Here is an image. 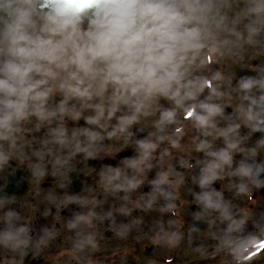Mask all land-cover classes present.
<instances>
[{
  "label": "rangeland",
  "instance_id": "1",
  "mask_svg": "<svg viewBox=\"0 0 264 264\" xmlns=\"http://www.w3.org/2000/svg\"><path fill=\"white\" fill-rule=\"evenodd\" d=\"M212 4L215 11V20L212 27L216 30L217 50L209 53L207 49H202V55L194 58L192 65H190L191 75L187 79L207 80L209 82L207 87L202 88L197 93L194 100L182 99L183 89L177 97L155 94L145 100L143 106L137 111L135 104L125 103L122 98L117 99L120 93L111 84L97 82L89 89V95L79 96L61 90L56 83H51L49 85L50 91L41 105L40 112L37 113L30 106L26 110V114L13 124V132H10L9 139L7 140L6 137L4 138L6 141L0 143V150L1 147H6L8 141L10 147L16 150V153L20 152V155H24L25 132H29V139H40V145L38 147L34 146V153L38 155L49 151L54 155L55 161L51 162L42 157L45 161V168L57 175L58 183H63L65 186L70 184L66 171L76 164V161L67 154L70 147H75V150L83 149V147L89 148L88 154L96 157L98 163L93 168L85 165L82 179L83 181L91 180L94 175L97 176V179L93 183L91 191H83L80 195L77 194L75 199L79 202L80 207L86 201H89L94 209L95 219H101L102 208L106 205L108 198L105 193L107 180L103 171V159L106 153L123 149L126 146L144 143L146 144L144 155H142L140 148H137V154L135 152L136 159L140 162H149L150 169L158 171L157 174L151 176L152 182L155 183L154 188L150 187L144 177H141L144 185L138 182L136 183L139 185L138 187H135V185L130 186L129 176L125 174L127 188L131 191L136 189L140 198H137L136 192L135 194L126 192L123 189L124 184L119 185L117 183L116 191L112 192V199L121 198V196L126 198L135 196L136 201L135 206L129 209V214L125 213L126 217L131 215L132 218L127 219L126 222L120 220L122 225L118 228L114 226L116 233L112 236V247H115L113 244L116 240H120L121 242L118 245H122L121 250H114L111 257L103 256L107 248H105L106 243L101 239L107 227L95 220H90V230L93 237H87L85 240L93 241V243L88 253L83 256L84 259L79 257L81 253L79 245L77 251L70 246L72 252L75 250V253L72 254L59 253L60 251H70L68 249L46 253L43 256V258L45 257L44 262H53V264H114V262H120V264H178L172 260L173 254L167 255L169 262L160 261L168 249L171 253L167 234L156 241V246L151 252L143 250L141 245L153 242L156 233L148 234V232L152 231L156 224L160 222L162 225L171 224L172 215L168 212V197L171 195L168 184L170 167L173 169L176 162L182 163L190 156L198 157V151L202 147H206V145L203 146L204 142L199 141L205 131L200 130L201 124L195 119L190 106L207 104L215 107L217 104L219 110L213 112L214 116L216 114L217 116L220 115L222 107H233L234 112L236 111L231 121L236 129L232 133L234 137L236 134H241L244 130L251 128L253 124H264V108L258 110V105L264 100V0H212ZM202 59L205 61L204 63H201ZM243 82H251L247 90L241 88ZM215 92H217V95L214 101ZM252 106L254 107L251 108ZM195 111L207 116L205 123L210 120L211 116L208 115L206 109L196 107ZM168 112H171L172 115L165 118L164 114ZM133 116H135V119H131ZM181 123H183L181 127L184 126L189 130L177 141L174 149L187 155L172 158L168 156L166 151L167 137L171 127L176 128ZM222 123L224 124V120ZM0 132H4V130L0 129ZM195 134L196 136H194ZM221 135L224 138L227 136V131L223 130ZM191 140H194V143H191ZM248 147L249 149L237 148L234 150L233 154H238L237 165L242 161L246 162L248 155L251 154V147ZM150 151L156 152L153 157L147 158L146 154ZM262 151L264 152V150ZM6 156L10 157V153H7ZM155 157L156 161H154ZM257 159H261L260 154ZM37 165L41 166L39 163ZM39 169L34 168L37 173L39 171L36 170ZM140 172L143 171L140 169ZM190 172L184 176V181ZM201 175L198 169L195 170L189 175V182H194ZM215 175L216 172L210 173L208 179L213 178ZM241 182L242 179H238L229 183V180L225 179L227 184L217 194L221 198L229 196L230 199H240L238 201L240 202L246 195L247 189H249V183ZM241 185H246V190L241 191ZM145 187L148 189L147 193L143 192ZM233 187L237 188L234 189ZM47 190L49 194L53 193L51 190ZM45 198L48 202L46 203L47 206L52 204L50 198ZM56 198L58 199L57 196ZM141 202L144 203L142 207ZM162 203L165 204L164 207L161 205ZM253 203L254 210L259 211L258 217L254 216V212L247 205L242 207L240 214L247 208L244 212L247 217L244 218L246 223L255 229L254 220H264V201L259 203L254 201ZM115 209L116 211L124 210L123 203H120ZM144 209H148V213H145ZM187 214L188 211L186 210L184 215ZM216 228L223 230V223H219ZM213 229V227L209 228V230ZM85 230L86 228L82 224L79 230L74 233L75 238H72V241L81 240ZM139 233L147 235L143 238V241L141 239L139 241L134 240V246L138 243L141 245L136 251L131 250L129 242H126L125 245L124 241L137 237ZM3 235L4 238L1 242L3 247L0 248L1 260L19 261L18 254H10L9 257H6V244L11 245V250L15 249V243L11 239L13 231L4 229ZM200 240L203 239L200 238ZM209 240L211 239L209 238ZM72 241L68 244L63 242L61 247H69L67 246L69 244L73 245ZM219 242L220 239L214 240L213 249L218 248ZM186 246L190 245L186 244ZM206 246L204 245L195 254L203 252L204 256L209 255ZM98 257L101 258L98 259ZM191 258L194 257L191 255ZM116 259L118 260L116 261ZM190 261L194 263L192 259ZM219 262L214 260L208 264Z\"/></svg>",
  "mask_w": 264,
  "mask_h": 264
},
{
  "label": "clouds",
  "instance_id": "2",
  "mask_svg": "<svg viewBox=\"0 0 264 264\" xmlns=\"http://www.w3.org/2000/svg\"><path fill=\"white\" fill-rule=\"evenodd\" d=\"M214 20L212 0H0V129L10 132L30 106L39 113L51 83L79 96L97 82L111 84L137 111L155 94L177 97L183 89L181 98L194 100L209 82L187 77L202 49L217 50ZM190 107L201 125L207 116L196 107L219 110ZM237 173L264 188V165L242 161ZM197 202L226 224L218 245L223 264H264V220L254 229L214 192Z\"/></svg>",
  "mask_w": 264,
  "mask_h": 264
},
{
  "label": "flooded vegetation",
  "instance_id": "3",
  "mask_svg": "<svg viewBox=\"0 0 264 264\" xmlns=\"http://www.w3.org/2000/svg\"><path fill=\"white\" fill-rule=\"evenodd\" d=\"M215 107L217 108V104ZM262 108H264V100L258 105L259 111ZM235 114L236 111L234 112L233 107H222L219 116L217 114L214 116L213 113L208 114L211 116L210 120L201 125L200 130L202 129L205 133L199 138V141L204 142L203 146L206 145V147H202L198 151V157L190 156L182 163L176 162L173 169L170 167L168 171V184L171 193L170 197H168V212L172 215L171 224L162 225L161 222L156 224L152 231L148 232V234L156 233L155 239L150 244L143 243L141 245L138 243L139 245H133L134 240L139 241L141 239L143 241V238L147 235H142L141 233L137 234L135 238L124 241V244L129 242L131 250L136 251L141 245L143 250L151 252L156 246V241L167 234L171 253L168 249L160 261L169 262L167 255L173 254L172 260L178 264H208L214 260L220 261L215 264H223L222 253L218 251V248L213 249V247L214 240L220 239L223 234L222 229L216 228L217 225L223 223L225 228L226 224L218 219V213L204 209L202 203L197 202V197L205 192L218 193L227 184L225 179H228L229 183L242 179L241 183H249V189H247L242 201L238 202L240 199H230L231 197L229 196L227 198L219 196L220 202L226 204L237 218H244L247 217L244 213L247 208L240 214L243 206L247 205L254 212V216L258 217L259 211L254 210L253 202L264 201V188L253 186L245 178L238 175V154H233L237 148L249 149L248 146H250L252 152L248 155L246 162L264 165V152L262 151L264 150V124H253L251 128L244 130L243 133L236 134L235 138L232 133L236 129L231 123ZM223 120L224 124L222 123ZM181 125L176 128L171 127L168 134L166 151L168 156L172 158L187 155L174 149L177 141L189 130V128L181 127ZM223 130L227 131V136L224 138L221 135ZM10 132H13V127ZM10 132H0V143H4L6 141L4 138L6 137L7 140L9 139ZM28 136L29 132L26 131L24 134V155H20V152L16 153V150L10 147L8 141L5 145L6 147H1L0 150V248L3 247L1 242L4 238V229L12 230L13 236L11 239L15 243V249L11 250V245L6 244V257H9L10 254H18L20 259L19 261H2L0 258V264H53V262H44L45 257L43 258V256L46 253L68 249L70 251H60L59 253L72 254L75 253V250L77 251V246L79 245L81 248V256L79 257L84 259L83 256L88 253L93 243V241L85 240L87 237H93L90 230V220H95L97 223L107 227L101 239V241L106 243L105 248H107L103 256L111 257L114 250H121L122 245H118L121 242L120 240H116L113 244L115 247H112V236L116 233L114 226L118 228L122 225V222L132 218L131 215L126 217L125 213L129 214V209L135 206L136 201L135 196H130L129 198L121 196V198L112 199V192L116 191L117 183L119 185L124 184L123 189L126 192H131L132 194L136 192L137 198H140L136 189L131 191L127 188L125 174L129 176L130 186L135 185V187H138L139 185L136 184L138 182L144 185L141 181V177H144L150 187L154 188L155 183L152 182L151 176L157 174L158 171L150 169L149 162H140L136 159V145L126 146L123 149L111 151L112 153H106L103 159V171L107 180L105 193L108 198L106 205L102 208L101 219H95L92 204L86 201L80 207L79 202L75 198L77 194L80 195L83 191H91L97 176L94 175L91 180L83 181L84 167L87 165L93 168L98 163V159L88 154L89 148L87 147L77 150H75V147H70V151L67 154L76 161V164L67 169L66 173L70 184L65 186L63 183H58L57 175L45 168L44 159L50 162L55 161L54 155L49 151L36 155L34 146L38 147L41 140L29 139ZM191 143H194V140H191ZM139 147L142 155H144L146 147ZM155 152H148L146 157H153ZM7 153H10V157L6 156ZM259 154L261 159H257ZM224 157L229 159L225 160ZM154 159L156 161V157ZM37 163L41 166L37 165ZM213 165L214 167H211ZM34 168H40L36 170L39 172H35ZM194 168H196L195 170L198 169L202 175L194 182H189V175L195 170L190 171ZM71 169L77 170L75 174L76 182L73 181L74 177L70 173ZM140 169L143 172H140ZM189 172L190 174L184 181V176ZM212 172H216V175L208 179L209 182L205 187H201V179L208 178ZM262 176H264V173H262ZM7 186L9 187L6 189ZM181 187L183 188L182 190ZM233 188L236 189L237 187ZM47 189L53 193L49 194ZM4 190L10 191L9 194H6ZM143 192L147 193L148 189L145 187ZM225 194L228 195L227 192ZM45 197L50 198L52 204L47 206L46 203L48 202ZM120 203H123L124 210L116 211L115 208ZM140 205L142 207L144 203L141 202ZM161 205L165 206L164 203ZM186 210L188 214L184 215ZM147 211L148 209H144L145 213H148ZM258 221V219H255L254 223L256 224ZM82 224L86 230L81 236V240L72 241V238H75L74 233L79 230ZM212 227L214 229L209 230ZM200 238L203 240L201 241ZM70 241H72L73 245L69 244L67 245L69 247H61L63 242L68 244ZM186 244L190 246H186ZM204 245H207L206 248L210 254L206 256L203 255V252L195 254ZM70 246L75 249L73 252ZM261 247L264 248L263 243ZM191 255L194 258H191ZM100 258L98 257V259ZM191 259L194 263H191ZM114 264H120V262H114ZM257 264H260V262H257Z\"/></svg>",
  "mask_w": 264,
  "mask_h": 264
},
{
  "label": "water",
  "instance_id": "4",
  "mask_svg": "<svg viewBox=\"0 0 264 264\" xmlns=\"http://www.w3.org/2000/svg\"><path fill=\"white\" fill-rule=\"evenodd\" d=\"M8 187H9V186H8ZM8 187H7V188H8ZM7 188H6V189H7ZM6 191H8V190H5V192H6Z\"/></svg>",
  "mask_w": 264,
  "mask_h": 264
}]
</instances>
